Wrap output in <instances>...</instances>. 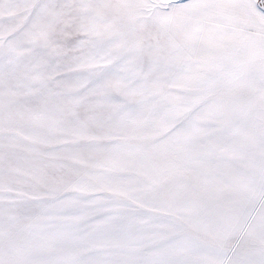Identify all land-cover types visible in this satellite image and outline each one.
<instances>
[{"label":"snow or ice","instance_id":"1","mask_svg":"<svg viewBox=\"0 0 264 264\" xmlns=\"http://www.w3.org/2000/svg\"><path fill=\"white\" fill-rule=\"evenodd\" d=\"M0 264H264V0H0Z\"/></svg>","mask_w":264,"mask_h":264}]
</instances>
